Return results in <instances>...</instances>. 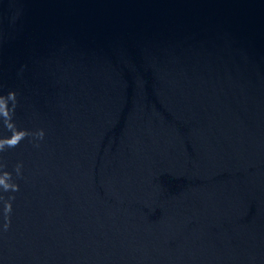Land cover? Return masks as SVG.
Returning a JSON list of instances; mask_svg holds the SVG:
<instances>
[{"label": "water", "instance_id": "1", "mask_svg": "<svg viewBox=\"0 0 264 264\" xmlns=\"http://www.w3.org/2000/svg\"><path fill=\"white\" fill-rule=\"evenodd\" d=\"M0 264H264V0H0Z\"/></svg>", "mask_w": 264, "mask_h": 264}]
</instances>
